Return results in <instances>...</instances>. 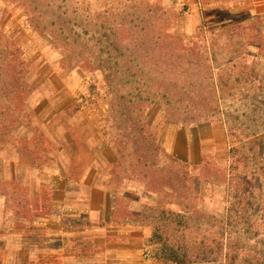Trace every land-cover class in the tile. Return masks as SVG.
Here are the masks:
<instances>
[{
	"label": "rangeland",
	"instance_id": "1",
	"mask_svg": "<svg viewBox=\"0 0 264 264\" xmlns=\"http://www.w3.org/2000/svg\"><path fill=\"white\" fill-rule=\"evenodd\" d=\"M263 14L264 0H0V242L4 241L0 264L13 260L3 249L17 247L26 229L16 225L13 205H22L23 193L11 179L18 175L16 182L21 185L35 182V173L19 163L22 153L32 150L18 149L41 128L38 120H48L55 107L71 103L84 107L78 119L107 110L111 132L122 139L121 130L127 136L134 124L129 102L137 106L133 114L139 108L163 106L166 115L179 119L173 125L224 122L231 175L229 188L217 187L210 193L201 185V195L194 201L185 188L183 198L189 205L179 216L168 214L173 210L163 203L150 208L146 216L150 231L131 233L137 238L142 232L150 236L132 241L138 251L133 261L264 264ZM112 25L117 41L115 70L108 59L107 30ZM160 31L177 33L183 45L193 47L190 56L185 53L177 62L175 73L162 74L154 60L140 54ZM50 36H55L54 42ZM124 41H130L129 50ZM61 52L76 58L64 59ZM120 52L126 56L119 57ZM191 60L196 64L194 73L188 67ZM80 62L88 68L76 67ZM154 66L155 74L149 72ZM103 68L115 75L114 89H109ZM155 109L149 113L153 120L163 113ZM165 122L170 123L168 116ZM76 222L71 225H79ZM81 226L92 230L90 222L83 220ZM105 233L99 252L103 247L117 255L132 245L120 240L116 228L107 227ZM25 235V243L40 245L36 231L26 229ZM128 259L113 263L128 264Z\"/></svg>",
	"mask_w": 264,
	"mask_h": 264
},
{
	"label": "crops",
	"instance_id": "2",
	"mask_svg": "<svg viewBox=\"0 0 264 264\" xmlns=\"http://www.w3.org/2000/svg\"><path fill=\"white\" fill-rule=\"evenodd\" d=\"M71 105L57 106L48 120H38L41 128L36 129L44 135L46 151L33 148L22 153L19 163L35 173V182L18 187L23 201L14 216L16 225L36 231L40 245L25 243V229L17 247L3 249L6 258L13 257L4 264H114L127 258L128 264H136L138 251L132 241L150 236L142 232L137 238L131 233L150 231L146 219L150 208L163 203L181 213L189 205L183 198L185 188L193 201L201 195V185L210 193L217 187L229 188L230 145L224 122L173 125L160 116L148 126L149 140L154 134L166 154L149 167L146 160L137 159L128 167L107 122L108 111L78 119L84 107ZM83 220L91 223V231L83 229ZM73 222L79 225L72 226ZM107 227L116 228L121 241L132 243L130 249L117 255L103 247L99 252ZM89 241L92 251L87 249Z\"/></svg>",
	"mask_w": 264,
	"mask_h": 264
},
{
	"label": "trees",
	"instance_id": "3",
	"mask_svg": "<svg viewBox=\"0 0 264 264\" xmlns=\"http://www.w3.org/2000/svg\"><path fill=\"white\" fill-rule=\"evenodd\" d=\"M114 27L115 26L112 25L107 30L110 33L109 51L111 54L109 56L110 58H108V59H109V65L111 66L112 70H115L114 63L112 61L114 60V58H116V55H117L114 53V49H115L116 44H117L116 43L117 41L115 40L116 33L114 32L115 31ZM164 37L169 38V40L165 41ZM50 38H51L52 42H54L56 39L55 36H50ZM71 39L72 38L69 37L66 39V41H69ZM135 41L136 40L132 41V44H134ZM129 45H130V41L125 42V48H127L126 50L130 49ZM141 49H142V51L140 52V54L143 55L144 58L149 59L150 61L154 60V63H155L154 65H156V66L159 65L162 68V74H169L171 71H173L174 73L177 72L179 69L177 62H180V59L182 57H184L185 53L188 56H190V54H188V52L193 51V47L191 45H189V44H188V46L183 45V41H182L181 37L178 36L177 33L172 34L170 32H166V31H160L159 33L153 34L150 38L149 46L145 47V45H143L141 47ZM61 54H62L64 59H66L67 56H73L74 60L76 58L74 56V54L67 55L64 52L63 53L61 52ZM124 56H126L125 53H123V52L119 53V57L123 58ZM155 56H160L166 60L165 61L164 60L157 61ZM73 59H71V61H73ZM100 61H102V59H100ZM61 62H63V61H61ZM195 65L196 64L192 60L188 63V67L193 68L192 69L193 73L196 72L195 71V68H196ZM156 66L152 67L149 70V72L155 74L154 68ZM76 67H80L83 70H86L88 68V66L84 62L78 63V65H76ZM99 69H101V67ZM103 69L107 72L105 75H106V80L108 82L109 89H112V88L114 89L115 88V75H108L109 71H111V70H109L107 68H103ZM172 75H173V73H172ZM38 87L39 86H36L35 89L37 90ZM22 95H23L22 97H24L23 92H22ZM163 98L166 99L167 96H164ZM129 104H131V105H127V107L129 106L128 110H130L129 116L131 117L134 124H132V126L130 128L128 127L127 136H126L125 132L121 130V132L124 133V135H122V139H118L120 137L114 134V136L116 138V143H117V146L119 147V149L121 151L122 160L124 161V163H126L128 165V167L133 166V164L130 163V160H136V159L140 160V161L146 160L145 166L149 167L150 162H152V164H154L157 161V163H158L159 160L161 159V157L163 158V154L165 153L163 151V149L157 144L154 134H151L152 135L151 141L149 140V133H148L149 127L148 126L150 123H154L156 121L157 117L159 116L158 115L156 117V119L153 120V117H155V116H153L154 114H152V116H150L149 113L156 108L155 109L156 112H159V111L163 112L161 115L162 116L161 118L164 122H165L166 116L169 117V122L173 123V124H177L179 122V119H177V116H173L170 113H167V115H166V111L164 110L163 106L162 107H155V108L152 106L151 107L149 106L145 109L139 108L133 114V110L137 106H132L131 102H129ZM112 106H114V105L112 104ZM156 112H155V115L158 114V113L156 114ZM136 113H139V114L137 115ZM126 115H128V113H126ZM164 116H165V118L163 119ZM26 118H27V116H26ZM118 119H119V117H118ZM116 121L117 120L113 118L112 123H111L113 125V127H112L113 130L116 129V124H115ZM138 121H140V122H138ZM107 122H108V120H107ZM36 132H39V133L37 134ZM128 135H129V137H128ZM25 139L26 140L24 142V145L19 149L17 147V149L20 152L24 151V148H26V147L28 148V150H32V151H33V148H35V150L38 152L47 150L45 145H44V135L42 134V132L40 130L36 129L32 135L27 136V138H25ZM123 139H124V144L122 142V144L120 145L119 142ZM18 141H20V139ZM22 142H23V140H22ZM24 146H26V147H24ZM124 168H125L124 172L127 175V173H129V171L127 170V167H124ZM11 180H12V182H14L16 184L17 188L21 185V184L16 182V180H17L16 178H12ZM1 182L6 183L8 181H6V179L5 180L1 179ZM13 206L15 209L14 212L17 213L19 204H18V206H16V205H13ZM168 214L178 215V216L180 215V213H178L176 211L170 212ZM1 243L2 242H0V245H1ZM256 264H263V263L258 262Z\"/></svg>",
	"mask_w": 264,
	"mask_h": 264
}]
</instances>
